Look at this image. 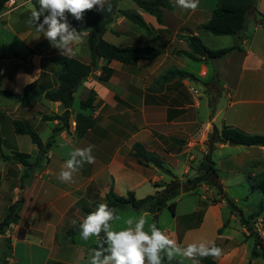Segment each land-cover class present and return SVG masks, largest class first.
<instances>
[{
    "label": "crops",
    "instance_id": "1",
    "mask_svg": "<svg viewBox=\"0 0 264 264\" xmlns=\"http://www.w3.org/2000/svg\"><path fill=\"white\" fill-rule=\"evenodd\" d=\"M17 2L23 3L19 8L33 3L31 0ZM173 2L175 7L164 11L162 24L158 23L155 15L140 7L133 10L143 16L153 28V33H148L119 13L114 15L104 34L107 41L122 46L150 44L165 49L157 57L141 59L135 64L112 61L110 66L114 71L105 82L95 78L93 72L82 82L88 88L87 94L91 89L96 92L93 108L84 111L96 123L85 135H77L78 111L74 112L71 107L68 126L55 133L46 161L41 167L34 169L29 180L26 177L23 188L20 184L25 167L0 157V203L2 191L9 180H14L13 191H10L13 199L11 203L16 202L20 195L23 197L19 212L21 218L11 225L6 234L13 247L10 263L19 264L20 260L16 257L19 255V245H27L32 258L37 250L44 251L42 264H90L92 246L99 237H94L89 243L76 244L73 236L80 234V223L86 216L95 211L98 204L105 203L110 188L119 195L132 190L137 197H144L156 192L158 188L155 183L169 182L172 179V175L152 163L145 164L136 157L133 149L136 142L142 143L149 152L159 156L164 165L182 179L184 176L197 174L198 167L195 165H199L208 151L206 141L214 130L234 127L248 134L264 135L262 22L255 20L252 25L246 22L244 34L234 36L232 45L237 44L240 49L216 60H196L199 66L193 67L187 62L192 58L183 53L190 50L187 36L198 35L208 48L219 49L207 45V40L212 41V38L206 35L207 31L201 29V25L210 19L217 0H199L195 12L179 8L176 1ZM35 8H39V3ZM31 12V8L26 10L28 19ZM4 14H7L5 9L0 11V17ZM24 20H21L22 25H18L21 30L19 32L28 35L36 28L28 23L27 18ZM122 23L130 27V30L117 26ZM108 32L112 35L111 39L106 37ZM87 34V31H83L81 41L76 44L87 43ZM28 49L21 57L15 53L12 57L5 55L0 60V89L23 94L33 84L24 97L0 95V150L3 154L6 143L4 121L10 123L8 131L15 139H18L17 135H24L14 131L13 120L21 119L39 135L44 130L46 135L40 136L43 141L54 134L55 127L63 125L58 119H44L47 115L61 114L64 111L61 102L50 101L44 96L47 88L55 86L56 73L61 70L60 65L50 60L55 54L48 55L55 48L32 54L28 53ZM82 61L89 63L90 56L84 57ZM103 63L101 60L98 64L101 66ZM171 69L187 72L189 76L173 75L160 79ZM100 73L101 69H98L96 74ZM216 73L219 81H212ZM25 77L32 82L25 83ZM214 83L217 84L218 93L215 94V100L211 101L207 87ZM212 102L214 108L211 106ZM90 145L94 146L92 155L95 162L84 163L74 173L72 182H60L57 177L65 169L70 153L76 148H87ZM230 146L232 145L228 143L220 144L215 150ZM234 146L239 150L228 164L224 165L223 160H214L218 181L224 192L230 178L243 183L244 176L240 172L245 164L251 166L247 173L250 182L258 177L264 179V147ZM10 149L8 154L20 151V148ZM36 155L37 147L36 153L30 154V159L34 161ZM17 181H20L19 185L16 184ZM199 186L209 188L214 193V189L207 183ZM224 202L225 199H221L218 206L209 205L205 208L197 205L193 211L204 210L202 221L197 227H187L179 233L181 226L175 220L174 231H162L181 246L200 242H207L209 245L214 243L217 246L226 228L222 234H218V229L226 220L222 210ZM138 212L146 214L148 211ZM206 221H209L211 228L204 235L201 231ZM0 238H3L0 239L2 250L5 236L0 235ZM213 259L217 262L216 258Z\"/></svg>",
    "mask_w": 264,
    "mask_h": 264
},
{
    "label": "trees",
    "instance_id": "2",
    "mask_svg": "<svg viewBox=\"0 0 264 264\" xmlns=\"http://www.w3.org/2000/svg\"><path fill=\"white\" fill-rule=\"evenodd\" d=\"M6 1L7 0H0V11L4 9ZM132 1H134L138 7L155 15L160 24L163 23L164 11L173 10L175 7V3L172 0ZM109 3L111 4V11H99L95 8L93 10H88L85 12L82 21H78L71 15H68V20L74 27L81 32H88L87 44L90 48L89 63L84 62L75 56L73 58L61 56L59 52L50 57V60L53 63L61 66V70L56 73L55 86L47 88L44 96L50 101L61 102L64 111L61 114L47 115L44 119H58L62 121L63 125L61 127H55L54 134L46 141H43L38 132L27 122L21 119L13 120L14 131L17 134H28L32 143L37 147V155L34 161L30 159V154L26 152L13 151L10 154L1 153L5 160L20 163L25 167V173L21 178V188H23L26 183L25 178L27 177L29 180V178L32 177L34 169L41 167L46 161L48 150L54 141L55 133L61 128L68 126L71 107L74 101V93L81 83L96 70L98 63L101 60H103L104 63L101 65V75L99 76V80L105 82L113 74L114 69L110 66L112 61H118L124 64H135L141 59H151L164 52V47H157L150 44L122 46L107 41L104 38V34L108 29L109 23L117 13L144 28L148 33H153L154 31L140 13L120 8L118 6V0H109ZM256 4L257 0H217L210 19L201 25V29L215 35L240 36L246 27L249 12L254 10L259 14L262 13L258 10ZM105 7H107V5ZM262 24L264 26V21H262ZM187 41L190 50L183 51V53L194 60H216L226 56L233 50L240 49V46L237 44L225 48L210 49L201 41L200 37L195 34L187 36ZM51 47L52 46H50L48 40L44 38L39 41L36 46L29 48L28 53H37L39 51L48 50ZM3 57H5V55L0 56V60ZM173 75L180 77L189 76L187 72L179 69H171L166 71L160 79H167ZM214 80L219 81L217 73L212 78V81ZM32 85L33 84H30L28 89ZM28 89L23 94H15L11 91L0 89V95L24 97L28 94ZM95 96V90L91 89L87 98L81 100L80 110L76 114V133L78 136L85 135L96 123V120L91 115L84 112L85 110L93 108ZM211 106L214 108L213 102L211 103ZM224 143L230 145H258L264 147V135L248 134L234 127H224L221 131L214 130L206 141V144H208V151L203 155V158L198 165L197 174L195 176H185V180L174 175L173 172L164 165L163 160L159 156L149 152L142 143L136 142L133 145L136 157L145 164H154L164 172L172 175V179L169 182L155 183V187L158 188L156 192L144 197H137L132 190H129L125 195H119L113 190V188H110L106 194V201L104 204H107L110 208L115 210L119 208H130L135 211H148L154 215L156 220L165 206H168L172 213L176 215V202L172 201V199L183 192L195 191L201 183H207L212 187H216L219 197L225 199L226 192H224L223 187L218 181L219 179L215 168V162L212 158L213 150L216 149L218 145ZM1 144L2 136L0 133V148ZM255 187L258 188L264 196V179H262ZM22 204L23 197L20 195L19 199L10 205L7 215L0 220V235L5 236V245L0 254V264H8L9 258L12 255L13 247L10 243V238L6 237V234L13 223L19 222L21 218L19 212ZM229 204L233 205L234 203L229 201ZM99 205L100 204H98V206ZM233 207L236 208L235 205H233ZM231 212L239 213L242 225L247 228L249 235L254 238L251 254L254 257L261 256L264 258V235L252 228V222H255L264 212V201H261L257 210L249 215H245L242 210L235 211L232 209ZM195 213L199 214L198 220L194 224H190V228L200 225L204 210L200 209L195 211ZM227 225L228 220H225L223 225L218 229V234H222ZM156 226L159 228L158 224H156ZM103 241L104 234L102 233L99 240L93 244L92 249H98ZM104 247H107V245L104 244ZM215 263L213 257L200 259V264Z\"/></svg>",
    "mask_w": 264,
    "mask_h": 264
},
{
    "label": "rangeland",
    "instance_id": "3",
    "mask_svg": "<svg viewBox=\"0 0 264 264\" xmlns=\"http://www.w3.org/2000/svg\"><path fill=\"white\" fill-rule=\"evenodd\" d=\"M31 1L35 4L30 3L28 6H23L11 13L4 14L0 17V56L6 55L8 57H12L16 53L21 57V55L27 52L29 46L35 45L37 41L44 38V36L42 34L40 35V33L36 31V29H34L32 33L28 35H24L19 32L21 30L18 25H22L21 20L27 18V21H29L28 16L26 15V10L28 8H31L32 10L36 9L35 7L38 3V0ZM119 7L122 9L133 11L138 8V5L132 0H119ZM178 7L181 8L180 6ZM256 7L258 8V10H260V12L262 11L263 14H259L254 10L250 11L247 20V23L249 25H252L255 20L257 22L264 21V0H257ZM110 24L111 23H109V26ZM117 26L122 29L130 30V27H127L123 23L120 25L118 24ZM206 35L212 38V41H210L209 39L207 40V45L211 48L230 47L235 40V37L233 35H215L210 32H207ZM111 36L112 35L109 32L106 35L108 39H111ZM73 48L75 51V56L82 60L84 57L87 58L90 56V48L87 43L83 42L80 44H74ZM56 53H58V50L55 48L54 50L49 51L48 55H53ZM187 62H189V64L193 67L199 66V62L194 59H188ZM98 69H101V66L99 64L96 70L92 73L95 78H99V76L101 75V73L99 75L96 74V71ZM207 90L210 91L212 97L211 101H214L215 94L218 93L217 84L214 83L211 87H207ZM87 91L88 88L86 85H83V83L77 88L72 105V109L74 112L80 110L81 100L86 99L88 96ZM50 123L49 125L51 126ZM9 124L10 123H8V121H4L6 143L5 147H3V152L5 154H8L11 150L10 148L14 147L20 148V151L22 152L34 155L36 153V147L32 143L30 136L28 134L17 135L18 139H15L8 131ZM41 131L42 133L40 134V136L46 135V132L44 130ZM214 150V153L212 152L213 160L217 162L223 160V164L226 165L231 161L230 159H232L236 155L239 149H235V146L232 145L225 149ZM1 152L2 151L0 150V157H2ZM1 162L2 159H0V163ZM195 167L198 166L195 165ZM242 169L243 170L240 172V174L244 176L243 183H238L236 180H232L230 178V181L228 182L229 185L224 187L227 192L228 198H225V202L223 205L224 207H222V210L225 219L228 220V225L225 228L222 237L217 242V246L222 249V255L219 258H216L217 264H264L263 257H254L251 254L254 244V238L249 235V231L247 230V228L242 225L239 213H231V210L233 209L235 211L242 210L245 215H249L250 213L257 210L261 201H264V196L259 192V189L255 187V185H257L262 178L258 177L256 180L250 182L249 179H247V173L249 172L248 170L251 169V166L245 164ZM252 169L255 170V168ZM222 173L226 174V172ZM182 180H185V176L182 178ZM19 183L20 181L16 182L17 185H19ZM13 185L14 180H12V182L11 180L7 181L2 191L3 196L0 203V220H2L7 215L9 207L12 204L11 202L13 201V199L10 191L13 189ZM199 188L200 186L194 192H185L172 199V201L176 202V215L172 213L171 209L168 206H165L161 210L158 215V219L156 220L154 218V215L149 212L143 214V212H138L130 208L118 209L116 211V214L120 217V219L112 222V229L115 231L123 230L128 227L126 223L128 219H133L134 221H136L143 217L147 221V223L145 224V231L150 232V225L152 224H158L161 231L164 229H170V231H174L176 220L177 224H180L181 226V228L179 229V233H181L183 229L185 230V228L189 227L190 224H194L198 220L199 214L193 211L194 209H196L197 205L200 204L202 208H205L209 205H219V201L221 200V198L217 194L216 187L210 186L211 189H214V193H211L209 188ZM202 195H204V197H201ZM13 196H15V194ZM229 200L234 203L233 205H235L236 208H234L233 205L229 204ZM208 228H211V224L209 226V221H206L201 232L204 233V235L207 234ZM252 228L253 230L258 231L259 233L264 235V212L257 218L255 222H252ZM60 237L62 238V236ZM73 237L75 239L74 243L76 244L89 243L93 241L94 238L92 237L89 240L85 241L81 238L80 234H77ZM1 243L2 240H0V244ZM1 251L2 250H0V254ZM93 251L94 250L92 249V254ZM18 252L19 255H17L16 257L18 258V261L20 260L19 264H42L44 261V251L37 250L34 257L32 258L30 256V251L28 250L27 245H19ZM8 264L12 263L9 262ZM165 264L168 263L165 261ZM171 264H180V258H178L177 260H173ZM183 264H192V262L189 260H184Z\"/></svg>",
    "mask_w": 264,
    "mask_h": 264
},
{
    "label": "clouds",
    "instance_id": "4",
    "mask_svg": "<svg viewBox=\"0 0 264 264\" xmlns=\"http://www.w3.org/2000/svg\"><path fill=\"white\" fill-rule=\"evenodd\" d=\"M38 3L39 8L32 10L28 23L34 25L36 31L42 34L61 56L68 58L75 56L73 45L82 38V32L69 22L68 15L82 21L88 10L95 8L99 11H111L109 0H38ZM176 3L181 8L193 12L199 6V0H176ZM31 82L25 77V83ZM93 147L90 145L87 148L74 149L57 179L62 183H70L74 173L78 172L84 163H94ZM119 219L115 209L102 203L80 224V236L85 241L104 234V241L93 251L90 264H165V260L171 264L178 258L180 264H183L184 260L200 264L202 258H219L222 255V249L214 243L209 245L207 242H200L181 246L155 224L150 225V232L145 231L147 221L143 217L136 221L128 219V227L115 231L112 229V222ZM104 244L107 247H104Z\"/></svg>",
    "mask_w": 264,
    "mask_h": 264
},
{
    "label": "built area",
    "instance_id": "5",
    "mask_svg": "<svg viewBox=\"0 0 264 264\" xmlns=\"http://www.w3.org/2000/svg\"><path fill=\"white\" fill-rule=\"evenodd\" d=\"M21 5H23V3H18L17 0H7L4 9L7 13H9L19 8Z\"/></svg>",
    "mask_w": 264,
    "mask_h": 264
}]
</instances>
